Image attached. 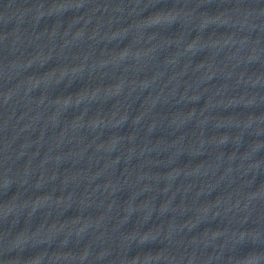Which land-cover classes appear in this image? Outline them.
I'll return each instance as SVG.
<instances>
[{
  "label": "water",
  "instance_id": "water-1",
  "mask_svg": "<svg viewBox=\"0 0 264 264\" xmlns=\"http://www.w3.org/2000/svg\"><path fill=\"white\" fill-rule=\"evenodd\" d=\"M0 264H264V0H0Z\"/></svg>",
  "mask_w": 264,
  "mask_h": 264
}]
</instances>
